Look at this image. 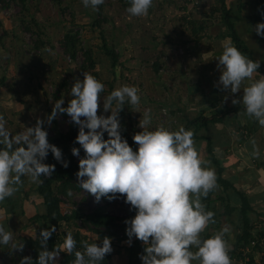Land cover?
Instances as JSON below:
<instances>
[{"label": "clouds", "instance_id": "obj_1", "mask_svg": "<svg viewBox=\"0 0 264 264\" xmlns=\"http://www.w3.org/2000/svg\"><path fill=\"white\" fill-rule=\"evenodd\" d=\"M104 2L82 0L86 8L94 11ZM129 4L126 12L130 17H143L148 15L153 0H129ZM252 28L257 36L264 37V22ZM216 60L220 76L214 86L229 93L223 102L232 97L233 105H243L244 114L264 128V75L253 80L261 62L249 59L230 42L223 43V52ZM83 77L75 78L67 107L63 106L64 99L56 101L45 119L37 118L33 126L15 135L0 114V203L20 190L24 184L22 177L36 184H43L42 176L52 177L56 165L45 163L49 153L64 168L69 167L62 150L49 142L45 128V124L50 127L53 120L67 114L69 123L79 129L74 144L80 147L71 149L72 155L79 158L78 186L94 196L97 203L102 198L110 202L123 199L129 210L135 212L124 221L128 237L125 243L132 246L133 238L142 242V264H232L231 245L225 239L230 226L208 238L202 236L216 222L215 213L206 210L202 198H207L218 185L215 170L208 166L209 161L201 159L195 147L194 132L184 126L170 131L163 124L149 130L153 117L151 109H146L137 125L142 131L132 137L138 145L134 150L122 136L120 112L126 103L139 108V89L125 84L102 98L104 84L89 72H83ZM246 80L249 83L243 87L242 98H236ZM101 104L104 114H100ZM250 143V155L259 159L256 140L252 138ZM67 194L72 196L71 189ZM55 232L54 225L41 229L38 258L34 261L31 256H24L19 264H59L61 252L74 253L72 264H101L113 252L112 238L108 236L100 244L81 241L83 251L76 250L72 231H67L63 242L49 250L48 241ZM0 245H11L12 252L22 253L25 248L24 243L13 242V232L3 225Z\"/></svg>", "mask_w": 264, "mask_h": 264}, {"label": "rangeland", "instance_id": "obj_2", "mask_svg": "<svg viewBox=\"0 0 264 264\" xmlns=\"http://www.w3.org/2000/svg\"><path fill=\"white\" fill-rule=\"evenodd\" d=\"M216 1L218 0H199L198 4H194L191 0L187 8L183 10L180 7L183 4L178 0H153L152 10L149 9L147 16L130 17L126 9L116 0H109L104 9V15L109 20L103 23L102 28H99L93 25L94 16H97L96 11L91 7L86 8L82 0H65L64 6L67 8L65 14L61 13L50 0H31V14L38 23V26H32L34 35L41 31L40 38L47 43V48L35 51L32 45L33 37H29V33L23 30L20 8L9 16L1 15L0 52L6 50L11 54L9 63H0V80L3 75L6 77L3 84L0 81V114L5 116L7 128L15 135L26 127L33 126L37 118L45 119L47 108H53L56 102L52 98L48 100L46 93L54 92L56 87L54 85L61 83L68 75L69 83L72 85L77 77L83 80L77 67L81 63L82 56H79L78 64L70 63L63 55L59 43L68 30L74 29L80 32L83 46L91 48L94 53L97 62L95 72L98 77L96 79L105 86L101 94L102 98L125 84L139 89L138 94L141 97L139 108L132 107L129 110L131 112L129 115L132 114V117L126 115L123 119L128 129L132 128L133 135L137 131H142L137 125L146 109H151L153 117L149 130H154L160 124L170 131L178 130L183 124L176 122L178 115H174L175 106L191 108L203 97L206 96L208 99L214 97L215 92L219 93L218 88L214 86L220 76L216 57L222 54L223 43H231V41L220 42L216 39L224 30L221 14L217 12L212 15V9L220 6ZM73 11L74 17L70 15ZM30 18V15L25 16L27 22ZM189 19L199 23L202 20L207 22L206 29L200 32L198 42L195 38H191L189 29L186 27L184 29L183 24H188ZM103 39L106 40L109 48L116 47L120 53L119 64L114 70L109 57L103 50ZM184 41H188L187 44L184 45ZM157 59H161L162 62L158 73L153 66ZM195 86L199 89L198 91L194 89ZM69 93L62 94L65 102L70 97ZM209 99L212 100V98ZM127 106L131 105L126 104ZM163 106L173 110L168 107L161 109ZM113 107H116L115 103ZM100 114H104L102 104ZM110 114L109 112L105 115ZM127 116L131 117V120ZM58 120L59 133H66L70 118L59 116ZM120 120L122 123L121 117ZM45 128L49 133L48 138L56 136L51 126L45 124ZM28 181L26 195L35 196L38 184L32 183L30 179ZM72 193L70 198L65 199L61 196L63 211L81 210L83 213H90L100 206H107L109 213L124 217L130 209L123 199L112 202L101 200L97 203L94 196L82 189ZM24 198L29 200L26 196ZM16 205L19 211V204ZM13 212L17 213V211ZM21 224L20 219L16 220L17 230L13 229V242L17 244L24 243L21 240L24 238L21 237L22 235L35 236L38 230L44 229L43 224L39 223V227L35 225L24 235L26 230L19 229ZM80 225V222H72L69 226L63 225L59 229V234L64 238L67 231H72L75 236L80 230L79 232L87 237L89 243L101 241V237L80 228ZM227 226L230 225L227 224ZM230 232L233 233L232 230ZM228 243L232 248L236 241L228 240ZM24 244L21 258L32 255L29 246ZM8 248L12 257L11 245ZM128 248L125 242L116 246L115 254L111 255L109 264H113V259L117 264H129L127 263ZM13 262L17 264L16 260ZM60 262L61 255L59 264Z\"/></svg>", "mask_w": 264, "mask_h": 264}, {"label": "trees", "instance_id": "obj_3", "mask_svg": "<svg viewBox=\"0 0 264 264\" xmlns=\"http://www.w3.org/2000/svg\"><path fill=\"white\" fill-rule=\"evenodd\" d=\"M53 5H55L59 11L63 14H65L67 8L64 6V1L65 0H50ZM121 7L126 9L127 7L130 6L129 0H116ZM182 2L181 9H186L189 1L191 0H178ZM13 2L17 4L21 10L22 16V25H23V30L25 32H28L32 35V45H33V50H42L43 48H47V43L44 42L43 39L40 38V33L34 35V30H33V25L38 26V23L35 21L33 15L31 14V0H0V7L1 8H7L9 7L10 3ZM107 2L109 0H105V2L99 6V10L96 11V15L94 16V21L93 25L97 26L99 28H102L103 23L108 22V18L104 15V9L106 7ZM186 3V6H185ZM217 3L220 5L219 7H214L212 9V15L215 13L219 12L221 14V22L225 26V32H224V37H229L234 46H236L245 56H247L249 59H252L255 61L253 57V53L251 50L248 48V46L244 43L240 35L238 34V31L235 27V24L231 20V13L230 9L227 8L226 5V0H218ZM264 7V0H260V6L259 8ZM152 8H150V11ZM74 11L72 14L74 17ZM30 15V21L25 20V16ZM186 18H184L185 20ZM194 20V19H189L187 21L188 24H183L184 29L185 27L189 29L191 33V38H195V40L198 42L200 39V32L207 27V22L205 20L200 21ZM38 33V32H37ZM1 40V39H0ZM104 44H103V50L105 51L106 55L109 57L111 61V67L113 70L115 67L119 64L120 61V53L116 50V47H113L112 49L108 47L106 40L103 39ZM188 42V41H187ZM186 41H184L187 44ZM60 46L63 50V55L65 58L70 62L74 64H78L79 61V56H82L81 63L77 65L78 70L82 74V79L83 77V72H89L90 74L94 75L95 77H98L97 73L95 72L97 62L94 58V53L91 48H85L81 42L80 39V32L71 29L68 30L64 37L60 40ZM182 45V44H181ZM161 59H157L156 62L153 63V66L155 68V72H159L161 69L160 64ZM257 72L264 73V67L261 66ZM67 74H70L67 72ZM69 76V75H68ZM68 76L59 84L54 85L55 90L51 94L46 93L48 100L49 98L53 100H61L62 94L69 93L72 84L69 83ZM6 80V77L1 78V84H3ZM111 88H112V84ZM71 99L66 100L65 104L63 105L64 107H67L68 101ZM127 104V103H126ZM126 104L124 105L123 110L120 112V117L122 118V136L126 138L130 144V146L133 147L134 150L138 149V145H136L133 142V130L128 129L127 123L123 120L126 115H129V110L133 106H127ZM161 109H165L162 107ZM241 108H232L228 109L226 111L224 110H217L212 117H206L204 113L202 112L196 119L194 120H188L187 124L184 125L185 129H190L191 127H195L196 130L200 129L202 126L209 122H218L219 117L222 114H226L227 112H237ZM103 110V109H102ZM52 108H47V115L51 114ZM132 117V114H130ZM129 115V116H130ZM61 117L68 118L67 114H62L60 115ZM127 116V117H129ZM131 117L128 119L131 120ZM51 128L55 131L56 136L52 138H48L49 142L52 144H55L58 146L64 155V159L69 162V167L64 168L59 162H57L53 155L49 153L45 163L48 164H55L56 169L55 172L53 173L51 178H46V177H41V179L44 180L43 184H38L36 191L38 195H40L43 199V203L46 206V212L44 214H36L34 215L30 221L31 222H37L40 224H43L44 228L50 229L52 225L56 227V232L53 233V235L49 238L48 241V248L49 250H53L55 245L61 244L63 242L62 236H60L59 229L63 226L66 225L69 226V224L73 223H81L80 228H83L84 230L88 232H92L99 237H101L100 242H96L100 244L105 236H108L112 238V246H118L119 244L124 243L125 241L128 240V237L126 235V225L124 221L128 218H131L135 215L134 211L128 210L126 212V215L124 217L116 214L109 213L107 211V206H100L99 208L95 209L94 211H91L90 213H83L81 210H73L71 211L70 214H65L64 211L62 210V203L63 200L61 198L64 197L70 198L68 196L67 192L69 189H71L72 192L74 191H80L81 188L78 186L77 183V176L76 173L78 172L79 168V158H76V156L72 155L71 149L72 147H80L79 144H74L75 138L78 135V127L75 126L74 124L70 123L68 131L66 133H59V120L58 118L53 120ZM105 139H107V133H105ZM209 151H210V142H209ZM84 155L83 149H81V156ZM216 161V160H214ZM218 164V162H215ZM222 168H219L218 170V176H217V185L218 186H223L225 189H228L232 185L224 180L222 178ZM216 190V189H215ZM214 191V190H213ZM211 193V192H210ZM241 199H242V208H241V214L243 216V230L241 236H238L237 242L233 246V249L231 251V254L234 253L235 250H237L239 247L248 244L251 239L254 238H264V228H261L260 231L257 233H253V230H255L254 225L250 224L248 213L251 212V207L248 202V198L244 196V194H241ZM210 196L207 198H204L205 201L209 200ZM101 200L106 201V198H102ZM206 210L212 211L215 213V223L210 224L209 226L211 227H218L220 225V216L217 213V211L209 208L206 206ZM227 212V211H226ZM40 230L37 231L36 237H29V238H21V240L26 243L29 248L32 251L31 257L35 261L38 258V251L40 250V245H39V239L38 236L40 234ZM78 230L74 236V239L77 241V248L76 250L83 251V248L81 246V241L87 240L86 236H82V234ZM204 238H208L210 236H203ZM116 251V250H115ZM115 251L112 252L109 255H106L105 260L101 262V264H109L111 255L115 254ZM143 252V244L141 241L133 238L132 246H129L128 248V259H129V264H142L141 259L139 258V254ZM61 262L60 264H72V262L75 259L74 253L73 254H67L66 252H61ZM112 261V260H111Z\"/></svg>", "mask_w": 264, "mask_h": 264}, {"label": "crops", "instance_id": "obj_4", "mask_svg": "<svg viewBox=\"0 0 264 264\" xmlns=\"http://www.w3.org/2000/svg\"><path fill=\"white\" fill-rule=\"evenodd\" d=\"M226 5L230 9L231 20L235 24L238 34L253 53L254 59L259 60L261 66L264 67V37L257 36L252 28L257 23L264 22V15L261 14L264 12V7L259 8L260 0H226ZM223 29L221 35L219 34L216 39L220 42L229 40L233 44L229 37H224V25ZM10 59L11 54L9 52L6 50L0 52V63H9ZM260 75H264V73H254L253 80L259 79ZM248 83L249 81L246 80L241 85V92L235 94L236 98H242L243 87ZM194 89L196 91L199 90L197 86ZM217 91L219 93L215 92L214 97H209L212 100L209 98L208 100L205 96L195 106H191V108L188 106H182V108L175 106L174 115H178L176 122L182 123L184 126L188 120L196 119L202 112L206 117L210 118L217 110L226 111L232 108H241L237 112H227L220 115L218 122H209L198 130L195 127L190 128L194 132L195 147L201 159L210 162L208 166L215 170L216 176H218L219 168H222V178L232 185L228 189L218 186L216 190L209 193L208 196L210 198L207 201L202 198V203L217 211L220 216V225L218 227L208 226L202 236H211L228 224L232 227L230 229L233 233L229 232L225 236V239L237 242V237L241 236L244 226L241 214L242 199L239 193L244 194L248 198L251 207L248 217L250 224L255 227L253 233L255 234L261 228H264V128L244 114L243 105H233L231 102L232 97L224 103L223 97L229 95V93H223L219 89ZM169 109L173 110V108ZM252 138L256 140L260 149L259 159H255L250 155L252 151L250 140ZM209 142L210 151L208 148ZM22 179L24 184L20 190L13 197L7 198L4 202L0 203V225H3L6 230L14 233L13 229L17 230L15 228L16 220L20 219L22 224L19 229H25L26 231L23 233L25 235L35 225H39L37 222H31L30 219L36 214H44L46 206L38 193L34 194L36 197L26 195L27 192L25 190L29 178L23 177ZM22 195L29 198V200ZM17 203L20 207L19 211ZM13 211H17V213ZM36 235L30 237H36ZM21 237L29 238V236L23 235ZM195 250L193 249V251ZM10 252L8 246L4 247L0 245V264H16L13 262L14 260L19 264L21 252H13L12 257H10ZM3 260L5 261L4 263ZM113 260V264H117L115 259ZM127 263H129V259Z\"/></svg>", "mask_w": 264, "mask_h": 264}, {"label": "built area", "instance_id": "obj_5", "mask_svg": "<svg viewBox=\"0 0 264 264\" xmlns=\"http://www.w3.org/2000/svg\"><path fill=\"white\" fill-rule=\"evenodd\" d=\"M194 4H198L199 0H192ZM18 5L11 2L9 7L1 8L0 7V16H9L12 13L18 11ZM29 37L32 36L30 33ZM65 214H70L71 211H64ZM59 233V231L57 232ZM113 247V252L116 250V246ZM234 250L233 247L231 251ZM232 264H264V238H254L249 241L248 244H245L239 247L234 253L231 254Z\"/></svg>", "mask_w": 264, "mask_h": 264}]
</instances>
